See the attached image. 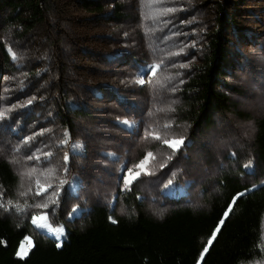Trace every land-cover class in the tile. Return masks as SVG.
I'll use <instances>...</instances> for the list:
<instances>
[{"label": "rangeland", "instance_id": "rangeland-1", "mask_svg": "<svg viewBox=\"0 0 264 264\" xmlns=\"http://www.w3.org/2000/svg\"><path fill=\"white\" fill-rule=\"evenodd\" d=\"M87 1L42 0V17L24 31L4 22L11 6L0 0V160L17 177L10 189L0 183V218L59 240L94 206L160 219L207 210L223 173L258 178L256 166L242 168L255 161L264 118V0ZM213 37L225 50L227 107L193 114L183 87ZM165 139L183 143L173 151ZM149 152L151 174L125 187Z\"/></svg>", "mask_w": 264, "mask_h": 264}, {"label": "trees", "instance_id": "trees-1", "mask_svg": "<svg viewBox=\"0 0 264 264\" xmlns=\"http://www.w3.org/2000/svg\"><path fill=\"white\" fill-rule=\"evenodd\" d=\"M92 1L83 3L88 7ZM5 2L11 6V13L4 18L6 24L12 23L28 31L42 17V0ZM210 51L183 87L185 105L193 114H208L214 106L227 107V96L218 89L219 78L225 72L221 64L226 63H221L225 50L217 37L212 38ZM0 54L8 59L2 46ZM72 112L78 115L77 110ZM61 120L65 121L64 125L69 122L64 117ZM254 145L255 161L250 167H257L259 177L249 182L223 173L207 210L194 212L186 207L175 208L155 219L140 210L136 215L112 216L106 206H94L83 217L82 228H64L59 240L36 237L27 224L13 225L0 218V264H243L262 259L264 118L256 120ZM250 162L247 161L242 170L252 169L246 167ZM16 182L17 177L8 162L0 160L1 185L10 189ZM168 195L177 200L181 194L175 189ZM124 200L129 202L130 198ZM230 206L232 210L225 216ZM218 226L220 230L209 245ZM22 242L26 243L27 254L20 257L17 253ZM205 246L208 251L201 259Z\"/></svg>", "mask_w": 264, "mask_h": 264}, {"label": "snow or ice", "instance_id": "snow-or-ice-1", "mask_svg": "<svg viewBox=\"0 0 264 264\" xmlns=\"http://www.w3.org/2000/svg\"><path fill=\"white\" fill-rule=\"evenodd\" d=\"M153 2H155V0H153ZM166 11H173L172 9H166ZM9 51L11 52V49H9ZM13 56V59H16V56L15 54L13 53L12 54ZM156 66H152L151 68L147 69L146 71H152L153 72V75H155V72H154V68ZM145 81L143 79L139 80L138 83L140 84H143ZM29 103H31V101H29ZM2 115V114H0ZM125 124H127L128 122L125 121L124 122ZM167 127H170V125H165V128ZM151 135L153 139L155 140H161V136L156 134V133H148L146 132V136L145 138H147V136ZM164 144H166L169 148L173 149V151L177 150L179 148V146L183 143V140L180 139V140H177V139H171V140H168V139H165L164 141ZM171 157H169L170 159ZM29 159H33V157H29ZM65 159H67V157H65ZM151 159H154L153 157V154L151 152L147 153V155L145 156V158L143 160H141L138 164H134L133 165V168H130L128 169V175L125 177V187H127L128 185H130L135 179H137V177L143 172L145 174H151L147 171V165L148 163L150 162ZM251 166V162L249 163V165H246V167H250ZM133 169H138V171H133ZM31 173H27V175H30ZM175 175V174H174ZM172 181L170 180L169 181V184H171ZM42 190H46V189H42ZM39 194V193H37ZM240 195H243V194H240ZM233 203H235V199L233 200ZM231 206L229 207V210L225 212V216H227L229 214V212L231 211ZM43 219V218H41ZM111 219V218H110ZM223 220L220 221L221 224H223ZM33 223H37V218H33ZM113 223H115V221H113ZM38 227H43V225H37ZM219 226L216 228V230L213 232L212 234V238H210L208 244L211 245L212 243V240L215 239L216 237V233L219 231ZM27 239V238H26ZM57 247H60L59 244H57ZM208 251V247L205 246L203 251L201 252L200 254V258L202 259L204 254ZM18 255H20L21 253H17ZM262 264H264V262H262Z\"/></svg>", "mask_w": 264, "mask_h": 264}, {"label": "water", "instance_id": "water-1", "mask_svg": "<svg viewBox=\"0 0 264 264\" xmlns=\"http://www.w3.org/2000/svg\"><path fill=\"white\" fill-rule=\"evenodd\" d=\"M19 253H21L20 255H18L20 257H23V256H25L27 254L26 243L25 242L21 243V249H20Z\"/></svg>", "mask_w": 264, "mask_h": 264}]
</instances>
